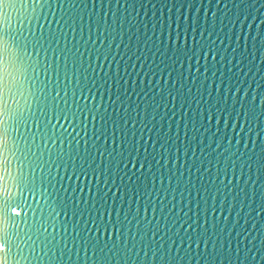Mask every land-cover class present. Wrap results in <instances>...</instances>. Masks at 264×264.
Returning <instances> with one entry per match:
<instances>
[{"label":"water","instance_id":"water-1","mask_svg":"<svg viewBox=\"0 0 264 264\" xmlns=\"http://www.w3.org/2000/svg\"><path fill=\"white\" fill-rule=\"evenodd\" d=\"M0 264H264V0H0Z\"/></svg>","mask_w":264,"mask_h":264}]
</instances>
